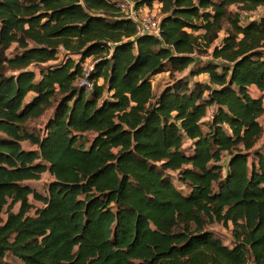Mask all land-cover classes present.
Masks as SVG:
<instances>
[{
	"label": "trees",
	"instance_id": "16d2710c",
	"mask_svg": "<svg viewBox=\"0 0 264 264\" xmlns=\"http://www.w3.org/2000/svg\"><path fill=\"white\" fill-rule=\"evenodd\" d=\"M129 1L160 38L116 1L0 0V264H264V0Z\"/></svg>",
	"mask_w": 264,
	"mask_h": 264
},
{
	"label": "rangeland",
	"instance_id": "374dc122",
	"mask_svg": "<svg viewBox=\"0 0 264 264\" xmlns=\"http://www.w3.org/2000/svg\"><path fill=\"white\" fill-rule=\"evenodd\" d=\"M111 1H116L117 3L121 2L122 0H111ZM150 12L152 13V15H155V18L160 20L161 19V14L159 12V9L157 6L153 5L152 9H149ZM148 11V10H147ZM232 11H236L235 7H232ZM254 13L257 14L258 17L264 16V7H259ZM245 21L243 20V23ZM202 31H197L194 33L195 36L197 35H201ZM224 37V33L221 32L219 34V37L217 38V40H215L213 45H219L221 43L222 38ZM213 47V46H212ZM202 52H204L203 50H201ZM207 56L203 55L201 56L202 61L206 60ZM92 60L88 59L85 61L84 64V68L85 70H88L90 67H92ZM197 67L199 66H194L191 65L189 66L186 70L182 71V72H163L160 73L154 77H151V85H152V89H153V94L154 97L156 98L160 92L169 84H171L174 80L176 79H180V78H185L188 79V74L190 73V71H195L197 69ZM205 75H200L198 77L194 78V81H198V82H203L205 81ZM211 113V111H210ZM50 115V112L48 111L46 113V115H44L43 117L33 120L31 122H29V129H34L36 131H40V129L43 127V125L46 123V120L48 118V116ZM261 125L263 126L264 129V115L260 120ZM264 136V134H263ZM89 138L91 139L92 136H89ZM262 139H260L256 145V147H258L259 145H261L262 143ZM24 149H30L31 147H29V145L27 143H23L22 144ZM88 146V144H87ZM226 155L223 158V162L222 164H224L226 162ZM170 177L172 178V181L174 183V185L179 188L181 190V193H183L184 195H186L188 193L187 189H183L180 185V183L177 181V173L176 172H169ZM52 179L50 178L48 173H44L41 175V178L39 181H31V182H26L24 183L25 185L30 186L31 188H33L35 191H37L40 194L45 195L46 194V190H47V186L50 183ZM30 203L33 205L34 209L30 211L29 215L32 216L34 214L35 209H39L41 207H43V205L39 202L34 201L32 198H30ZM18 211V205L14 207L13 212H17ZM231 225H223V224H207L205 226V230L212 233L215 237H217L218 239L221 240V242L225 245V246H231ZM4 263L5 264H22L20 261H18L17 259H15L14 257H12L11 255H7L4 259Z\"/></svg>",
	"mask_w": 264,
	"mask_h": 264
},
{
	"label": "built area",
	"instance_id": "2783aa9c",
	"mask_svg": "<svg viewBox=\"0 0 264 264\" xmlns=\"http://www.w3.org/2000/svg\"><path fill=\"white\" fill-rule=\"evenodd\" d=\"M117 5L120 16L123 19L130 20L134 23L136 36H152L160 38V20L156 19L155 15H152L148 8H135L134 4L129 0H122L117 3ZM249 17L251 20L258 18L256 13L250 14ZM90 69L91 67L89 70ZM86 78L87 77L81 80L80 85L91 90L92 86L87 82Z\"/></svg>",
	"mask_w": 264,
	"mask_h": 264
},
{
	"label": "crops",
	"instance_id": "0c3cea01",
	"mask_svg": "<svg viewBox=\"0 0 264 264\" xmlns=\"http://www.w3.org/2000/svg\"><path fill=\"white\" fill-rule=\"evenodd\" d=\"M155 6H157V7H159L158 5H155ZM206 76V75H205ZM205 78H207V76L205 77ZM206 80V79H205ZM250 92H251V94H252V96L254 97V98H260V97H262L263 98V105H264V90L263 91H259L258 89H256L255 87H251L250 88ZM264 115V114H263ZM263 117V116H262ZM261 117V118H262ZM261 120V119H260Z\"/></svg>",
	"mask_w": 264,
	"mask_h": 264
}]
</instances>
